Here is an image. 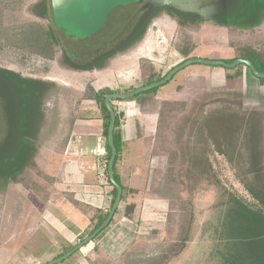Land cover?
Returning a JSON list of instances; mask_svg holds the SVG:
<instances>
[{"label": "rangeland", "instance_id": "obj_1", "mask_svg": "<svg viewBox=\"0 0 264 264\" xmlns=\"http://www.w3.org/2000/svg\"><path fill=\"white\" fill-rule=\"evenodd\" d=\"M42 1L27 0L14 13L7 7L3 17L7 25L35 22L47 27L50 24L60 45L55 60L29 56L11 46L0 49V69L26 79L19 86L18 81L4 78L0 73V161L23 144L35 145L38 150L34 159L36 167L26 170L24 182H10L7 190L0 191V264H47L65 247H74L88 237L92 223L86 227L63 222L66 232L56 227L55 234L45 231L43 213L50 209L57 214L52 197L49 198L52 172L39 166L36 160L41 143L46 144L48 136L53 133L54 139L59 131L68 130L75 109L82 100H87L83 94H88L89 86L93 88L99 80L104 83L116 79L111 90L139 89L142 72L151 68L163 75L183 62L182 52L190 51L192 58L228 63L243 46L264 50V20L251 30L241 29V22L251 24L260 18L264 10L257 12L256 7H264V0H247V6L246 0H226L229 28L210 21L183 28L163 12L152 20L144 39L135 48L106 61L98 69L101 74L93 70L86 72L92 55L97 51L111 52L119 41L128 37L137 12L131 5L134 0H75L67 9L57 11L51 9V1L47 0L46 18L33 12ZM244 72L246 75L241 80H230L226 78L229 72L222 67L192 64L146 102L140 117L144 125L140 120L136 122L139 132L148 131L150 135L143 149L147 176L142 189L145 190L136 196L137 190L127 187L126 203L121 205L113 226L72 258L58 264H206L203 228L215 216L213 208L223 197V191L250 200L241 182L243 174L237 160L231 162L216 149L217 140L213 137L224 141L230 136L223 139L221 134L229 131L206 129L208 119L233 113L230 115L236 121L249 122L258 130L252 132H260L264 121L261 119L262 115L264 119V84L261 83L264 79L251 76L246 69ZM30 79L55 84V88L46 89L49 91L43 108L30 93L45 92L46 85ZM25 102L29 103L30 113L33 110L37 113L34 119L30 115L32 121L27 125ZM118 110L123 126L125 114ZM39 124L40 131H44L43 139L40 136L35 143L32 135L39 131L35 130ZM242 134L235 141L237 147L246 151ZM260 148L264 150V139ZM243 153L241 162L246 160ZM3 165L13 180L17 167L13 162ZM31 182L41 190L28 187ZM129 206L134 210L132 219L125 217ZM87 218L82 219L87 222Z\"/></svg>", "mask_w": 264, "mask_h": 264}, {"label": "trees", "instance_id": "obj_2", "mask_svg": "<svg viewBox=\"0 0 264 264\" xmlns=\"http://www.w3.org/2000/svg\"><path fill=\"white\" fill-rule=\"evenodd\" d=\"M26 1L27 0H0V49L3 46H11L24 51L29 56L38 55L47 60H55L56 49L59 45V41L55 36V33L53 32V29L50 24H48L47 27H44L43 25L35 22L23 23L19 25H7L3 21L4 13L7 7L9 8V10H11V13H14L15 11H18L21 5L24 4V2ZM245 3L247 6V0ZM261 3L263 4V1H261ZM47 4V0H43L34 7L33 10L35 11L33 12H35V14L41 18H46L45 15L47 14L48 10ZM256 9H258V12L260 11V9L264 10V7L257 6ZM163 12L166 13L170 18L175 20L179 27L186 28L189 26H199L202 22L196 15L184 14L179 12L178 10L173 9L172 7H160L156 10L155 14L150 18L148 22L139 25L138 29L136 30L139 35L136 40V44L133 46V48H135L144 39L147 29L151 24L152 20L157 15ZM263 20L264 11L261 14L260 18L251 24L245 23L244 25L241 22V29L251 30L253 27L260 25L261 21ZM228 24L229 22L227 21L226 23H219L218 25L228 26L226 28H229L230 26ZM237 50V57L233 58L228 63H232L237 59H246L251 61L259 72L264 73L263 49L258 50L253 46H243ZM181 54L184 56L183 62L192 58L190 51L182 52ZM103 66L104 65L99 66L98 69H102ZM174 67L169 69V71H167L163 75L156 73L151 68L149 69V71L142 72L143 79L139 88L163 80ZM224 69L226 72H229L226 78L230 80H241L244 75V69H246L247 72H249V74L253 76L251 70L244 65H240L235 69ZM0 73L3 74L2 76L4 78L10 77L18 81L19 86H23L24 82L26 81L25 78L12 71L0 69ZM175 77L176 75L167 84L172 82ZM30 80H33L35 83H40L41 85H46V87L44 88L45 90L55 88V84L51 82L34 79ZM261 83L264 84V80L261 81ZM167 84L165 86H167ZM161 88L162 87L155 88L126 101H136L140 106L143 107L146 102H150L151 97L153 95H156ZM136 89L138 88L128 87L123 90H111L109 88H104L99 91H95L91 86H89L88 94L86 92L83 94L84 99L95 101L101 112V119L103 122V137L105 139V145L107 150V168L103 179L113 188L111 192L110 207L109 210L105 213H101V211H99L98 209L86 206L76 201L74 197L70 198V202L72 203V205H74L78 210H80L83 215L88 217L90 216L89 214L93 212V216L91 217L92 225L88 229V236H90L106 220L117 195V190L111 184L108 176V163L111 158V149L108 145V129L111 118L110 113L105 106V99L108 95L114 93L127 94L135 91ZM47 91L49 90H46L45 92L41 91L40 93H30L31 96H34V98H36V101H40L39 105L42 108ZM115 102L120 101L113 100L111 102L116 116L114 144L117 149V157L114 163L113 171L115 180L122 186L123 195L121 203L115 213L114 218L118 215L121 205L126 203L127 194L129 191V189L127 187H124L120 182L121 179L119 164L122 160L123 154V140L121 131L122 115L119 112ZM24 104L27 119L25 125H27L31 124V118L33 117L34 119L37 113L36 110H33L32 113H30V106H28L29 103L25 102ZM42 113L44 115V112ZM226 114L228 115L224 116V113H222L218 116H215L214 118L218 119L214 122L213 117L212 119H208V125L206 129L208 131H229L224 134H221V138L223 139L227 136H230L224 141L213 137V139L217 140L216 149L219 154L225 155L227 158H229L231 162L237 160V166L239 167V169L241 168L243 174L241 177V182L245 187L247 193L249 194L250 200L248 198H242L240 196H237L229 191H223V197L218 201V203L214 205L213 208L215 216L211 220L206 222L203 228L202 243H204L205 245H203L202 248L205 253V255L203 254L205 256L204 262H206V264H264V163L262 162L264 158V150L263 148L259 149V147L261 146V142L264 139L262 132L264 131V121H262L263 124L261 123L260 132L254 133L252 131H258L256 130L255 126H252V124H249V122L241 123L239 121H236V117L233 118V115H230L233 113ZM261 119L264 120L263 115ZM221 120H224L225 122L223 123V121ZM41 122L42 120L40 121V124ZM220 122H222L223 125L222 129L220 128ZM40 124L37 125L35 128L36 131H39L35 135H32V139L33 141H35V143L38 142L41 132H43L40 131ZM242 132V135L244 136L246 142V144H244V146L246 147V151L242 150V148L237 147L236 142L238 141H235V138L239 139V135ZM22 133L25 137L26 131H23ZM253 141L254 144L252 145ZM29 146L30 145L27 144L26 147V145L23 144L17 151H15V153H11L10 155L9 153H6V158L2 157V162L0 161V168L2 169V172L0 173V191L7 190L10 182L14 184L23 183V178L26 174V170H28L29 168L36 167L34 159L38 150L35 145L33 147ZM243 152L246 153V160H244V162H241V160L244 159ZM26 153H28L27 156ZM9 162H13V164L17 167L16 177L13 178V180H10V176H7V172L3 170V164H7ZM205 163H207V159ZM244 165L246 168L245 170ZM28 187L35 188V191L41 190L40 186L38 187L35 182H31ZM37 188H39L40 190H37ZM224 196L226 198H224ZM128 208L130 209H126L125 217L128 219H132L134 210L130 206ZM114 221L115 219L112 220L110 225L105 228L101 233L105 232L110 226H112L114 224ZM73 248L74 247H65L60 253V255L56 258L67 254ZM79 252L80 251H78L77 253Z\"/></svg>", "mask_w": 264, "mask_h": 264}, {"label": "crops", "instance_id": "obj_3", "mask_svg": "<svg viewBox=\"0 0 264 264\" xmlns=\"http://www.w3.org/2000/svg\"><path fill=\"white\" fill-rule=\"evenodd\" d=\"M93 72L102 73L98 70ZM245 75L244 72L243 77ZM98 78L100 79V77ZM115 80L104 83L99 80L95 85L94 83L91 84L94 85L93 88L96 91L104 88L113 89L116 84ZM115 104L125 114L124 125L122 126L123 154L119 164L120 179L125 187L137 190L138 193L135 194L137 196L141 194L143 189L145 190V188L142 189L145 187L143 184H145L147 176V171H144L145 154L143 149L145 148L146 137L150 135H148V131L139 132L137 130L136 122L138 120L144 125V121L140 118L142 106L136 101H120ZM59 133V136L54 137V139L52 133V136H48L46 144L41 143L38 159L36 158V163L39 166H43L45 170L52 172L49 179L53 188L49 198L52 197L51 202L57 214H53L50 209V211L47 210L46 213H43L45 231L51 233L55 232V227L57 230L64 228V232H66L68 229H66L65 223H78L86 227L92 223L93 212L89 214L90 216L85 222L82 218L85 219L87 216L72 205L71 197L86 206L105 213L109 210L113 190L112 186L103 179V171L107 165V150L103 137L101 113L96 102L82 100L78 108L75 109L74 115L70 117L68 130L59 131ZM48 141L51 142L50 146H48ZM49 179L46 178V180ZM55 236L62 235L56 234Z\"/></svg>", "mask_w": 264, "mask_h": 264}, {"label": "water", "instance_id": "obj_4", "mask_svg": "<svg viewBox=\"0 0 264 264\" xmlns=\"http://www.w3.org/2000/svg\"><path fill=\"white\" fill-rule=\"evenodd\" d=\"M51 5L54 11L60 10V9H67L75 0H50ZM140 3L145 4L144 9L147 8H155V7H172L175 10H178L181 13H192V14H199L202 19H205L207 17L212 16L218 9V4L214 6L204 7L201 8L202 0H138ZM192 64H204L208 66L213 67H222L227 69H235L236 67L240 65H244L248 67L253 75L256 78L264 79V73L259 72L254 64L246 59H237L232 63H227L220 60H204V59H197L192 58L187 61H184L180 63L179 65L175 66L169 74L161 81L152 83L147 86H143L139 89H136L135 91L127 94L122 93H114L111 95H108L105 99V106L108 109L110 113V125L108 129V145L111 149V158L108 163V176L111 184L116 188L117 195L115 198V201L113 203V206L109 212L108 217L103 222V224L97 228L90 236L85 238L83 241H81L79 244L75 245L74 248L69 251L67 254L58 257L47 264H58L62 261H65L66 259L70 258L74 253L77 251H81L83 247L91 243L105 228H107L111 221L113 220L116 211L119 208V205L121 203L122 195H123V189L122 186L115 180L114 177V163L117 157V149L114 144V130H115V111L111 105V102L113 100L118 101H126L129 99L134 98L137 95H140L142 93H145L147 91L153 90L155 88L163 87L165 86L178 72L185 69L189 65Z\"/></svg>", "mask_w": 264, "mask_h": 264}, {"label": "flooded vegetation", "instance_id": "obj_5", "mask_svg": "<svg viewBox=\"0 0 264 264\" xmlns=\"http://www.w3.org/2000/svg\"><path fill=\"white\" fill-rule=\"evenodd\" d=\"M217 4H218L217 11L210 17L202 19L199 14H193V15L198 16L202 22L210 21V22L217 23V24L226 23L227 22L226 20L227 1L226 0H202L201 8L214 6ZM131 5L133 6V8H137V12L134 15V18H135L134 25H133L132 31L129 32L128 37L125 40L119 41L113 47L114 49L111 52L102 53L100 51H97V53L92 55L88 60L87 65L89 66L88 68H91V69L87 68V70L85 71H88V70L96 71L98 70L99 66L104 65V63L106 61H109V59L119 56L124 51H131V49H133V46L136 44V40L139 35L138 32H136L139 25L148 22L150 18L155 14L156 10L160 8V7H155V8L144 9L145 4L140 3L138 0H134ZM51 9H53L52 5H51ZM184 14H192V13H184ZM73 41H76V40H73ZM70 56L73 58L74 55L70 54Z\"/></svg>", "mask_w": 264, "mask_h": 264}, {"label": "built area", "instance_id": "obj_6", "mask_svg": "<svg viewBox=\"0 0 264 264\" xmlns=\"http://www.w3.org/2000/svg\"><path fill=\"white\" fill-rule=\"evenodd\" d=\"M106 168H107V167L105 166V168H104V171H103V176L105 175V172H106Z\"/></svg>", "mask_w": 264, "mask_h": 264}]
</instances>
